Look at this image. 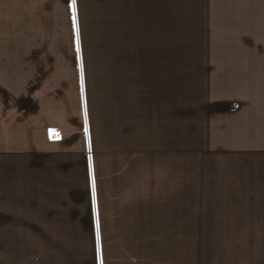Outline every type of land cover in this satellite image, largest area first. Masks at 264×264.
<instances>
[{
	"label": "crops",
	"instance_id": "crops-1",
	"mask_svg": "<svg viewBox=\"0 0 264 264\" xmlns=\"http://www.w3.org/2000/svg\"><path fill=\"white\" fill-rule=\"evenodd\" d=\"M206 234L264 236V0H0V264H264Z\"/></svg>",
	"mask_w": 264,
	"mask_h": 264
},
{
	"label": "rangeland",
	"instance_id": "rangeland-1",
	"mask_svg": "<svg viewBox=\"0 0 264 264\" xmlns=\"http://www.w3.org/2000/svg\"><path fill=\"white\" fill-rule=\"evenodd\" d=\"M178 40L187 42L188 40L186 38H179ZM228 47H221V46H211V45H194L190 43H184V44H173V52L174 53H195V52H213V51H227L231 52V49H227ZM195 71H189V74L186 77V81L188 85L189 90H195L196 92L198 91H203L204 94L207 93V88L208 85L210 84V80H221V83L223 80L226 78H214V77H208L206 76V72H202L201 75H195ZM177 78H173L174 80L177 79L180 81L179 76H173ZM215 81V82H216ZM200 89V90H199ZM210 216V215H209ZM218 228H216V233H222L225 232L224 229L219 226H222L220 223L221 222H216ZM215 223V224H216ZM207 224L212 227V222L209 221ZM209 232L207 229H205V233ZM233 232V231H232ZM234 232H239V231H234ZM203 243L204 245H264V236H246V237H241V236H212L209 234H206L203 238Z\"/></svg>",
	"mask_w": 264,
	"mask_h": 264
}]
</instances>
